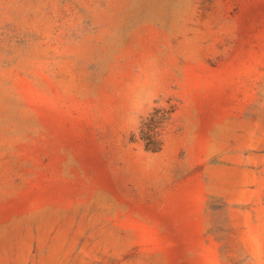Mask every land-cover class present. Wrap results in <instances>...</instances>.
<instances>
[{"label":"rangeland","instance_id":"1","mask_svg":"<svg viewBox=\"0 0 264 264\" xmlns=\"http://www.w3.org/2000/svg\"><path fill=\"white\" fill-rule=\"evenodd\" d=\"M0 264H264V0H0Z\"/></svg>","mask_w":264,"mask_h":264}]
</instances>
